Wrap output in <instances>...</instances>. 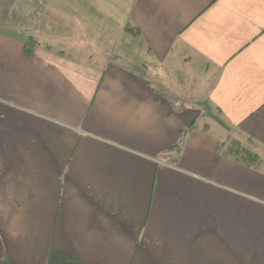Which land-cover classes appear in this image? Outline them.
<instances>
[{"label":"crops","instance_id":"0c3cea01","mask_svg":"<svg viewBox=\"0 0 264 264\" xmlns=\"http://www.w3.org/2000/svg\"><path fill=\"white\" fill-rule=\"evenodd\" d=\"M0 263L264 264V0H0Z\"/></svg>","mask_w":264,"mask_h":264},{"label":"trees","instance_id":"16d2710c","mask_svg":"<svg viewBox=\"0 0 264 264\" xmlns=\"http://www.w3.org/2000/svg\"><path fill=\"white\" fill-rule=\"evenodd\" d=\"M34 47H35V42L33 39L28 38L24 41V48H23V53L24 55L31 57L34 55ZM246 150V149H245ZM248 152V150H246ZM242 162L246 164H252L258 161V159H240Z\"/></svg>","mask_w":264,"mask_h":264},{"label":"rangeland","instance_id":"374dc122","mask_svg":"<svg viewBox=\"0 0 264 264\" xmlns=\"http://www.w3.org/2000/svg\"><path fill=\"white\" fill-rule=\"evenodd\" d=\"M36 37H37L39 40H41L42 38L45 39L43 36L41 37L40 35H39V36H36ZM87 38H88V37H86V39H87ZM73 41H75V40H73ZM64 46H65V45H64ZM68 47H71V46H68ZM82 48H86V49H88V47H87L86 45H83ZM110 49H112V48H109V50H110ZM92 50H93V49H92ZM92 50H90L91 52H89V53H88V51L81 52V56H83L82 58H90V59H94L96 53H95V52H92ZM56 54H58V53L56 52ZM61 54H63V53H61ZM64 54H66V55H71L72 53L66 51V52H64ZM88 54H92L93 57H92V56L87 57ZM58 55H60V54H58ZM0 264H1V263H0ZM2 264H3V263H2Z\"/></svg>","mask_w":264,"mask_h":264}]
</instances>
